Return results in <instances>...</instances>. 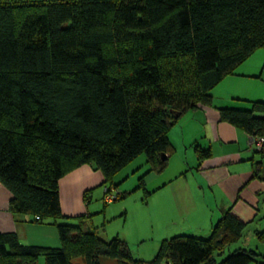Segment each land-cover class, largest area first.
Listing matches in <instances>:
<instances>
[{"label": "trees", "instance_id": "1", "mask_svg": "<svg viewBox=\"0 0 264 264\" xmlns=\"http://www.w3.org/2000/svg\"><path fill=\"white\" fill-rule=\"evenodd\" d=\"M262 47L264 0H0V182L13 215L55 224L61 241L25 245L0 232V264L41 256L45 264H262L264 254L242 242L216 260L249 224L231 210L208 237L165 239L149 261L84 226V216L59 221L67 218L65 174L91 164L122 199L116 174L141 155L148 173H162L172 127L188 110L211 106L212 89ZM250 104L219 108L220 118L264 136V101ZM255 235L264 244V230Z\"/></svg>", "mask_w": 264, "mask_h": 264}, {"label": "crops", "instance_id": "2", "mask_svg": "<svg viewBox=\"0 0 264 264\" xmlns=\"http://www.w3.org/2000/svg\"><path fill=\"white\" fill-rule=\"evenodd\" d=\"M211 94V106L188 110L170 130L168 136L174 151L162 173H148L145 157L135 166L137 168L132 166L118 179V174L137 162L141 155L114 178L116 190L124 194L123 198L131 189L143 190V206L151 212V234L140 222L126 229L128 211L122 210L123 206L118 209L119 214H109L106 207L110 203L104 201V196L103 210L92 212L93 191L106 185L102 172L91 164H84L60 179L63 215L78 222L84 216V226L96 228L105 240L119 237L130 249H159L163 240L179 234L208 237L213 225L228 210L245 222L261 221L260 217L264 218V155L250 144L247 132L221 120L219 108L248 109L250 102L264 101V47L220 81ZM195 144H199L198 149ZM199 150L208 151L210 155L200 158ZM130 174L137 175L135 185L122 188ZM140 178L143 187H140ZM11 199V192L0 182V232L17 233L25 245L61 246L55 224L37 223L28 214L13 215L9 210ZM99 213L102 215L100 224L94 217ZM136 215L144 216L142 210L131 217L136 218ZM115 217L124 219V227H114L107 232V224ZM42 262L39 258L37 264ZM106 262L115 264L110 260Z\"/></svg>", "mask_w": 264, "mask_h": 264}, {"label": "rangeland", "instance_id": "3", "mask_svg": "<svg viewBox=\"0 0 264 264\" xmlns=\"http://www.w3.org/2000/svg\"><path fill=\"white\" fill-rule=\"evenodd\" d=\"M145 160V156L142 155L139 160H137V162H134L133 164H131L129 166V168L127 167V170H123L120 174H118L117 178L120 179L126 175V173L128 171H130V169H132V166L134 168L136 165H138V163L140 164L142 162V160ZM137 180V175H129L128 179H125V181H123L122 183V188H128V186H134L135 182ZM92 203H91V210H93L92 212H99L100 210H103L104 207V201H103V196H104V186L99 187L97 189H95L92 193ZM145 197V194L143 193V190L141 189H131L128 193L127 196L125 198L122 199H118L116 201H114L113 203L108 204V206L106 207L110 214V212L112 214L114 213H118L119 211L118 209L120 207H123L122 210H127L128 211V220L126 223V229L130 228L131 224H133L135 226V222H140L141 226L143 227V229H145L147 231V233L151 234L152 231V220H151V212L149 209L144 208V204L141 200V198L143 199ZM137 210L139 211H143L144 216H140V215H136V218H132L131 216L133 215L134 212H136ZM94 217H96L95 219L97 220V223L100 224V222L102 221V215L96 214ZM116 218V217H115ZM260 220H256L254 222H250L247 226V228L245 229V234L242 238V240L240 242H237V244H234L232 246H230L228 249L225 250V253L223 255H216V260L218 262H220L221 260H223L231 251H233L236 247L240 246V243L245 246V248L248 249H252V250H256L262 254H264V244H262L258 238L255 235V231L256 230H262L264 228V221H262L264 218L263 216L260 217ZM124 219L121 217H118L116 219H114L112 222H110V225L107 224L106 226V231L108 232L111 228L114 227H124L122 226V223ZM60 222H66V223H72V224H77V219H72V218H66V219H62L59 220ZM151 236V235H150ZM111 239V238H110ZM148 243V242H146ZM152 243V242H149ZM156 243V242H155ZM138 247H135L134 249H131L132 255L133 257L137 258V259H142V260H153L155 258V256L157 255L159 249H137ZM143 248V246H142ZM40 259L43 261L42 264H45V259L43 256L40 257ZM105 261L104 263H107L106 261L109 260H103ZM112 263H114L112 260H110ZM260 261L262 262V264H264V258L261 259ZM74 264H85V262L83 261V259H75L74 260ZM167 264V263H164ZM250 264H261L258 262H251Z\"/></svg>", "mask_w": 264, "mask_h": 264}, {"label": "built area", "instance_id": "4", "mask_svg": "<svg viewBox=\"0 0 264 264\" xmlns=\"http://www.w3.org/2000/svg\"><path fill=\"white\" fill-rule=\"evenodd\" d=\"M249 142L251 145H254V147L258 151H262L264 153V136H259V137L250 136ZM117 194L118 193H116L113 190L110 191L108 187H104V201L106 203L114 202L118 197Z\"/></svg>", "mask_w": 264, "mask_h": 264}]
</instances>
